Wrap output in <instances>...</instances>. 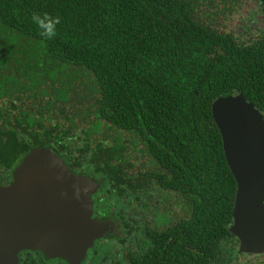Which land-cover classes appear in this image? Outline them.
<instances>
[{
	"label": "trees",
	"instance_id": "1",
	"mask_svg": "<svg viewBox=\"0 0 264 264\" xmlns=\"http://www.w3.org/2000/svg\"><path fill=\"white\" fill-rule=\"evenodd\" d=\"M45 12L52 40L31 19ZM5 69L0 183L34 149L99 181L107 229L79 264H264L229 231L236 182L211 114L241 94L264 115L260 0H0Z\"/></svg>",
	"mask_w": 264,
	"mask_h": 264
},
{
	"label": "water",
	"instance_id": "2",
	"mask_svg": "<svg viewBox=\"0 0 264 264\" xmlns=\"http://www.w3.org/2000/svg\"><path fill=\"white\" fill-rule=\"evenodd\" d=\"M211 114L236 182L229 231L239 253H263L264 115L241 94L218 97ZM94 185L52 151H30L12 181L0 184V264H17L19 251L29 249L79 264L107 229L92 216Z\"/></svg>",
	"mask_w": 264,
	"mask_h": 264
},
{
	"label": "flooded vegetation",
	"instance_id": "3",
	"mask_svg": "<svg viewBox=\"0 0 264 264\" xmlns=\"http://www.w3.org/2000/svg\"><path fill=\"white\" fill-rule=\"evenodd\" d=\"M13 174L11 175L10 180H8L5 183H0L2 185L8 184L12 181ZM94 180L96 187L93 191H91V199L93 200V211L92 216L95 219H98L99 214V207H97V201L99 200V197H97V194L100 190V184L99 181L96 178H91ZM99 188V189H98ZM102 193V192H101ZM89 249L86 252L88 255ZM17 264H68L63 258L55 257L51 258L46 256L42 251L40 250H21L18 253V263ZM82 264V263H81Z\"/></svg>",
	"mask_w": 264,
	"mask_h": 264
},
{
	"label": "clouds",
	"instance_id": "4",
	"mask_svg": "<svg viewBox=\"0 0 264 264\" xmlns=\"http://www.w3.org/2000/svg\"><path fill=\"white\" fill-rule=\"evenodd\" d=\"M31 19L39 29V35L45 40H52L57 36V25L61 23L59 16L53 17L47 12L43 14L33 13Z\"/></svg>",
	"mask_w": 264,
	"mask_h": 264
},
{
	"label": "rangeland",
	"instance_id": "5",
	"mask_svg": "<svg viewBox=\"0 0 264 264\" xmlns=\"http://www.w3.org/2000/svg\"><path fill=\"white\" fill-rule=\"evenodd\" d=\"M250 1V0H249ZM251 3H252V0H251ZM236 21V20H235ZM238 23V22H237ZM225 26H226V28L227 29H229V26L227 25V24H225ZM5 71H7V72H10L9 70H7V69H5V70H1L0 71V74L2 73V72H5ZM1 78V77H0ZM29 104H31V101H29ZM92 183L93 184H95L94 183V181L92 180ZM96 187V185H94V186H92L91 187V189H93V188H95ZM112 244H113V246L115 247V250H117V252H121L122 251V247H121V245L118 243V242H112ZM129 244H128V242H126V244H125V246H128ZM113 251H114V249H113ZM115 252V251H114ZM110 257V255H107V258H109Z\"/></svg>",
	"mask_w": 264,
	"mask_h": 264
}]
</instances>
